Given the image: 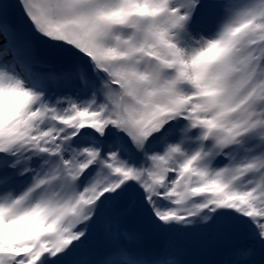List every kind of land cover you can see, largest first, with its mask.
Wrapping results in <instances>:
<instances>
[{"label":"snow or ice","instance_id":"snow-or-ice-1","mask_svg":"<svg viewBox=\"0 0 264 264\" xmlns=\"http://www.w3.org/2000/svg\"><path fill=\"white\" fill-rule=\"evenodd\" d=\"M199 229L264 264V0H0V264H185Z\"/></svg>","mask_w":264,"mask_h":264},{"label":"rangeland","instance_id":"rangeland-1","mask_svg":"<svg viewBox=\"0 0 264 264\" xmlns=\"http://www.w3.org/2000/svg\"><path fill=\"white\" fill-rule=\"evenodd\" d=\"M38 54L42 57V58H48L49 57V51L48 49L43 46V45H39L38 47ZM128 226H131V227H138L140 229H142L143 227L145 228V226L143 224H141L140 222H138L136 219L134 218H130L129 221H128ZM143 230V229H142ZM205 233L206 235L208 234L209 236H212L209 240L212 242L213 240L217 241V240H220L221 241V244L223 245H228L229 243H231L232 241H228V240H225V239H221L219 237H217V235L215 234L214 231L210 230V229H199V230H196V231H193V232H189V233H183V234H173V236L175 238H177V241H172L169 237H166L165 239L167 240V242L171 243L172 245H176L178 244V247H180V244L181 243H186V242H196L198 245L201 246V243L203 242L204 243V240H205V237L206 235H203L202 237L199 236L201 234ZM149 239L153 240V241H156L157 242V237H149ZM97 241H94V243H96ZM222 245H219V248H216L215 250H212L213 252L211 253L212 257L214 256H218V258L216 259L217 261H219L225 251L224 249H222L221 247ZM176 247V246H175Z\"/></svg>","mask_w":264,"mask_h":264},{"label":"bare ground","instance_id":"bare-ground-1","mask_svg":"<svg viewBox=\"0 0 264 264\" xmlns=\"http://www.w3.org/2000/svg\"><path fill=\"white\" fill-rule=\"evenodd\" d=\"M144 232H146V228H142ZM203 235H206L205 233L199 235V236H203ZM212 236H209L208 234L206 235L205 237V240H204V243L202 242L201 243V246L198 245L196 242H186V243H183L181 246H186V247H189V246H194L196 248H199V253H195L194 251H189V253L187 254L189 256V259L185 258V262H187L186 264H190V263H194V264H201L200 262L201 261H208L209 264H217V262L215 261L218 256H214L213 259L209 258V256H212L211 253L213 252L212 250H215L216 248H219V245H221V241L220 240H213L212 242L209 240ZM204 256V257H202ZM200 257L201 258V261L199 262L198 260H200Z\"/></svg>","mask_w":264,"mask_h":264},{"label":"water","instance_id":"water-1","mask_svg":"<svg viewBox=\"0 0 264 264\" xmlns=\"http://www.w3.org/2000/svg\"><path fill=\"white\" fill-rule=\"evenodd\" d=\"M202 264H209L207 261H203Z\"/></svg>","mask_w":264,"mask_h":264}]
</instances>
